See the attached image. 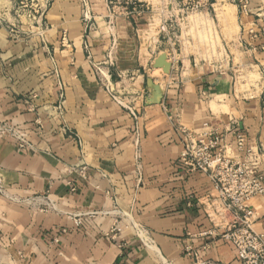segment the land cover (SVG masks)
I'll return each instance as SVG.
<instances>
[{
	"label": "crops",
	"instance_id": "crops-1",
	"mask_svg": "<svg viewBox=\"0 0 264 264\" xmlns=\"http://www.w3.org/2000/svg\"><path fill=\"white\" fill-rule=\"evenodd\" d=\"M35 1L37 21L0 0V124L29 143L0 136V264H241L208 217L211 180L180 162L181 129L217 132L241 160L254 149L264 176V0L248 12L236 0L235 29L221 13L232 59L215 70L179 58L166 26L141 27L153 0L139 16L109 0ZM242 68L260 86L241 85ZM255 207L264 233V198Z\"/></svg>",
	"mask_w": 264,
	"mask_h": 264
},
{
	"label": "built area",
	"instance_id": "built-area-1",
	"mask_svg": "<svg viewBox=\"0 0 264 264\" xmlns=\"http://www.w3.org/2000/svg\"><path fill=\"white\" fill-rule=\"evenodd\" d=\"M113 14L122 9L125 15H141L144 12L142 0H109ZM196 3L208 6L209 0ZM192 5V3H191ZM248 0H242L243 10L248 12ZM193 6V5H192ZM183 151L180 162L189 172H202L211 180L216 192V199L210 203L207 212L219 236L230 242L241 264H264V233L255 229L258 215L255 202L264 198V176L259 171L260 155L249 149L244 160L227 154V145L214 131L194 133L181 129ZM0 136L10 137L20 148L29 145L26 135L9 124H0ZM240 151L245 149L246 139L236 135ZM49 199L44 211L52 208ZM68 218H73L67 215ZM120 228L112 230L113 238L118 239ZM119 247L122 248L121 243Z\"/></svg>",
	"mask_w": 264,
	"mask_h": 264
},
{
	"label": "rangeland",
	"instance_id": "rangeland-1",
	"mask_svg": "<svg viewBox=\"0 0 264 264\" xmlns=\"http://www.w3.org/2000/svg\"><path fill=\"white\" fill-rule=\"evenodd\" d=\"M192 1L202 2V0H153L150 2V8L152 7L150 20L141 27H146L150 31L152 28L166 26L168 32L163 41L169 42L168 44L176 51L179 58L185 56L202 65L207 63L215 70L217 63L226 62L227 64L232 59L231 54L225 50L219 27L221 13L226 12L233 21L235 29L237 16L232 5L236 4V0H232V3L231 0H209L208 6L200 4L199 8H196V3ZM36 5L35 0H18L19 11H22L21 16L28 19L37 18ZM145 11L148 9L145 8ZM229 21L228 26H230L229 23L231 24ZM227 33H230L228 29ZM164 56L162 61L161 56L155 61V68L158 71L153 75L158 79L168 75L172 67L167 55L164 54ZM238 80L241 85L255 87L260 86L261 82L259 72L252 68H242L238 73Z\"/></svg>",
	"mask_w": 264,
	"mask_h": 264
},
{
	"label": "water",
	"instance_id": "water-1",
	"mask_svg": "<svg viewBox=\"0 0 264 264\" xmlns=\"http://www.w3.org/2000/svg\"><path fill=\"white\" fill-rule=\"evenodd\" d=\"M164 58H165V56H164V55H161V58H160V59H161V61H162V59H164ZM160 67H161V66H160Z\"/></svg>",
	"mask_w": 264,
	"mask_h": 264
}]
</instances>
